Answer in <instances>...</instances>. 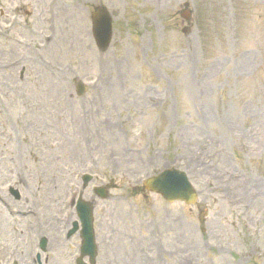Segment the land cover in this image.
Returning <instances> with one entry per match:
<instances>
[{
	"label": "rangeland",
	"instance_id": "1",
	"mask_svg": "<svg viewBox=\"0 0 264 264\" xmlns=\"http://www.w3.org/2000/svg\"><path fill=\"white\" fill-rule=\"evenodd\" d=\"M185 3L189 23L180 17ZM99 6L114 18L106 53L91 34ZM3 7L0 197L55 215L91 173L84 198L96 204L97 264H118L102 245L116 229L142 250L154 249L158 230L148 264H264V0H0ZM91 108L95 122L84 125ZM168 167L189 174L195 206L144 191L143 181ZM60 173L65 187L55 192ZM101 186L108 201L93 192ZM1 212L0 264H12L11 230L28 228Z\"/></svg>",
	"mask_w": 264,
	"mask_h": 264
},
{
	"label": "bare ground",
	"instance_id": "2",
	"mask_svg": "<svg viewBox=\"0 0 264 264\" xmlns=\"http://www.w3.org/2000/svg\"><path fill=\"white\" fill-rule=\"evenodd\" d=\"M95 112H96V111H94L93 108H91V109L88 110V112H87L86 115H85L84 121H83L84 125H92V124H94L95 121H93L89 116H91V115H92L93 113H95ZM99 123H100V122H97V124H99ZM101 125H102V124H99L100 127H101ZM54 146H55V145H53V144L51 145V148H52L53 150H55V149H54ZM71 151L73 152L72 155L75 156V154H76V156H77L78 151H77L76 146L71 147V150H69V152L71 153ZM63 177H64V175H62L61 173L58 174L57 176H54L56 182H55V184H53V185H54L53 189H54L55 192H58V191L63 192L62 189L65 187L64 183H62ZM231 183H233V182H231ZM55 187H56V188H55ZM48 191H49V190H48ZM240 191H241L242 193H245V192H246L245 190H242V189H239V193H240ZM46 216H47V214H46ZM1 223H2V213H1V211H0V224H1ZM42 232H43V231H42ZM134 251H135V250H134ZM134 251H132L133 256L135 257L133 263H134V264H142V261H141V260H142L141 253H140V252H134ZM135 260H136V261H135Z\"/></svg>",
	"mask_w": 264,
	"mask_h": 264
},
{
	"label": "water",
	"instance_id": "3",
	"mask_svg": "<svg viewBox=\"0 0 264 264\" xmlns=\"http://www.w3.org/2000/svg\"><path fill=\"white\" fill-rule=\"evenodd\" d=\"M103 29H104V32H106V26H104ZM108 34H109V31H107V35H108ZM107 35H106V38H107ZM104 43H106V39H105ZM165 196H167L168 198H173L172 195H171L170 193L167 194V195H165Z\"/></svg>",
	"mask_w": 264,
	"mask_h": 264
}]
</instances>
